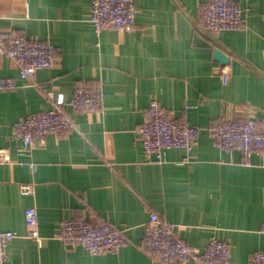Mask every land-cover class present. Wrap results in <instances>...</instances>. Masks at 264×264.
I'll list each match as a JSON object with an SVG mask.
<instances>
[{
  "label": "crops",
  "instance_id": "0c3cea01",
  "mask_svg": "<svg viewBox=\"0 0 264 264\" xmlns=\"http://www.w3.org/2000/svg\"><path fill=\"white\" fill-rule=\"evenodd\" d=\"M207 1L132 0L134 27L96 36L91 0H0V35L49 40L57 57L34 75L50 99L0 54V78L16 83L0 91V147L11 157L0 164V231L18 235L6 249L7 264H157L142 248L150 212L176 224L189 246L202 249L211 237L225 242L237 264L264 250L263 159L253 155L252 165H243L238 151H221L208 133L213 123L251 107L264 118V0H231L242 7L245 24L216 38L204 29ZM215 48L230 59L227 83ZM79 85L102 89L101 110L68 106ZM151 99L174 119L202 128L188 163L181 149L168 150L163 163L146 160L136 130ZM52 101L62 102L76 130L50 133L30 158L20 155L12 126L50 110ZM22 183L34 184V196L20 193ZM30 206L40 243L26 237ZM77 217L116 227L126 243L97 256L63 243L60 223Z\"/></svg>",
  "mask_w": 264,
  "mask_h": 264
},
{
  "label": "built area",
  "instance_id": "2783aa9c",
  "mask_svg": "<svg viewBox=\"0 0 264 264\" xmlns=\"http://www.w3.org/2000/svg\"><path fill=\"white\" fill-rule=\"evenodd\" d=\"M94 33L98 36L105 29L130 31L135 24V8L132 0H91L89 14ZM204 29L216 38L222 31L241 29L245 22L242 7L231 0H208L203 9ZM0 54L8 57L17 67L22 80H28L42 89L48 98L51 94L34 81L35 73L57 63L56 46L49 40L29 39L22 35H0ZM219 76L227 83L231 76L228 63ZM16 83L12 78H0V91L12 90ZM53 100V99H52ZM103 91L100 87L88 88L79 85L68 102L72 110L99 111L102 108ZM76 125L63 110L62 102L52 101L51 109L28 115L12 126V139L21 144L20 155L30 158L32 148L43 145L50 133L70 134ZM202 128L187 121L176 120L159 104L151 99L145 109L144 121L136 130V137L143 145L147 161L163 163L170 149H181L186 155L182 163H188L189 153L197 145ZM213 145L221 151H238L240 163L252 165V156L258 155L264 165V118L254 108H248L240 117L225 118L213 123L208 129ZM10 151L0 147V164L10 163ZM32 173L37 164L26 163ZM20 193L34 196L32 183H22ZM24 220L28 226L26 237L40 243L37 225V210L27 207ZM18 235L13 231H0V264L6 263V249ZM58 238L68 245H80L90 255L116 253L126 243V237L116 227L102 223L93 225L81 217L65 219L59 225ZM142 248L157 264H237L230 256L229 246L211 237L202 249L186 244L177 234L176 224L150 212L144 227ZM245 264H264V250L254 252Z\"/></svg>",
  "mask_w": 264,
  "mask_h": 264
},
{
  "label": "water",
  "instance_id": "95a60500",
  "mask_svg": "<svg viewBox=\"0 0 264 264\" xmlns=\"http://www.w3.org/2000/svg\"><path fill=\"white\" fill-rule=\"evenodd\" d=\"M213 56H214V59L220 63L221 65H224V64H227L229 63V57L228 55H226L223 51H221L220 49L218 48H215L213 50Z\"/></svg>",
  "mask_w": 264,
  "mask_h": 264
}]
</instances>
